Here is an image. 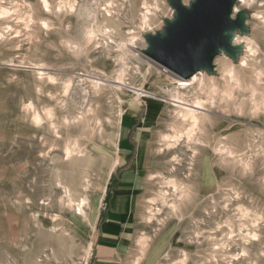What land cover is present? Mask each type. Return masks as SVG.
Returning <instances> with one entry per match:
<instances>
[{
  "label": "rangeland",
  "instance_id": "1",
  "mask_svg": "<svg viewBox=\"0 0 264 264\" xmlns=\"http://www.w3.org/2000/svg\"><path fill=\"white\" fill-rule=\"evenodd\" d=\"M106 1L113 2L110 16ZM120 1L0 0V264H90L93 231L109 208L103 211V202L122 178L132 187L124 264H264V110L253 112L244 89L233 90L234 102L224 106L229 87L216 68L215 90L195 91L210 120L200 148L195 156L186 142L168 150L161 137L172 135L175 103L163 91L170 81L138 48L165 36L174 11L170 0ZM180 2L189 7L191 0ZM231 17L237 36L256 42L255 54L245 55L249 67L237 69L244 85L254 83V68L264 73V0L235 1ZM224 54L238 64L236 50ZM212 64L222 63L214 55ZM93 112L99 127L87 126ZM120 115L131 117L125 156L117 151ZM67 145L80 154L66 159ZM223 145L251 170L221 158L216 148ZM171 176L183 195L166 184ZM58 183L87 197L84 214Z\"/></svg>",
  "mask_w": 264,
  "mask_h": 264
},
{
  "label": "bare ground",
  "instance_id": "2",
  "mask_svg": "<svg viewBox=\"0 0 264 264\" xmlns=\"http://www.w3.org/2000/svg\"><path fill=\"white\" fill-rule=\"evenodd\" d=\"M120 1V0H119ZM121 1H124V0H121ZM120 1V2H121ZM193 0H191L192 2ZM250 1V0H249ZM42 2V1H41ZM48 2V1H47ZM126 2V1H125ZM144 2V1H143ZM236 2H246V0H236ZM156 3V2H155ZM42 4V3H41ZM48 4V3H47ZM46 2H44V6L46 7L47 6ZM96 4V3H95ZM97 5V4H96ZM147 3L144 2L143 3V6L146 8L147 7ZM72 6V5H71ZM49 7V6H47ZM149 7V6H148ZM147 7V9H148ZM61 8V7H60ZM73 8V7H72ZM74 9V8H73ZM94 9V8H93ZM2 10V9H1ZM105 12H106V15L107 16H110V13H111V10H114L113 9V2L112 1H106L105 2ZM237 10V9H236ZM147 12V10H145ZM156 11V10H155ZM5 13V12H3ZM150 13V12H149ZM237 13V11H236ZM6 14V13H5ZM144 15V14H142ZM146 15V14H145ZM147 16V15H146ZM145 16V17H146ZM154 15H152L153 17ZM176 14L174 12L173 14V17H175ZM143 17V16H142ZM143 17L142 19L144 20L143 23L146 24V18ZM31 18V16H30ZM96 21V20H95ZM45 22V21H44ZM43 23V22H42ZM95 23V22H94ZM93 23V24H94ZM143 24V25H144ZM30 25V24H29ZM46 25V24H45ZM142 27V26H141ZM103 28V27H102ZM144 31V30H143ZM102 32V31H101ZM103 35H107L109 32H108V29L104 28V31H103ZM226 35L229 37V42L232 46V48L234 50H236V53H237V60H238V64L235 66L234 64L231 63V61L229 62L227 59H226V56L224 54V51L223 50H219L215 55L218 56V59L220 60V62L222 63L220 65V67H213V70L210 71L211 73H208L205 74V73H202V72H198V73H195L193 74L192 76H190L189 78L187 79H183V78H180V77H177V76H174L171 72H163L161 70V67L159 65H157L156 63L152 62L151 64V69H154L155 71H158L159 73H164V75L169 79L170 83L168 84L167 87L163 88L164 92L168 94V96L171 98V101L173 103H175L174 105H172L175 109L172 110V116H171V130H172V135H166V136H162V142L164 143L163 145L166 146V148L169 150V149H174L175 146L177 145H180V144H183V143H188L191 145V151H192V154L194 155L196 150L198 149V147L200 148V145L198 146V144H202L201 143V139L203 140V138H198V136H201V134L203 133V130L205 129V123L208 121L210 122L209 120V117H208V111L205 110V104L203 103L202 100H200L199 98L195 97L197 94L195 93V91H214L215 90V87H214V84L211 83V81H213V78H212V74L215 72V69L217 68L221 73L222 75L225 76V80L227 82V85L229 87V92H226L222 95V101L223 103H225L224 106H227L229 103H233L234 102V98H233V95H232V91L237 89V90H246L248 91V98L246 99L247 102H249L251 104V109H253V112H258L260 110H264V93H259V91H264V84H263V80H262V75L264 74L263 72L260 71H257V68H254V73H256L255 75V79L254 80V83H251L249 82L248 84H243L241 82V80L239 79V76H238V70H245L246 68L249 67V63L246 61V58H245V55H248V54H255V52L257 51L256 50V42L254 40H252L251 38H247V37H244L243 38H240L237 36V33L232 30V31H229L226 33ZM89 41V39L91 40L92 36H94L93 32L92 31H89L86 32V35H85ZM96 37V36H95ZM249 37V36H248ZM135 38V37H134ZM131 40V38H130ZM256 40V39H255ZM130 43V44H129ZM128 44L131 46V42H129ZM71 45V44H70ZM124 46V44H122L121 46L118 45V49H122ZM127 46V45H126ZM133 50V49H131ZM138 51L141 52L142 54L146 53L148 51V49L146 48L145 45H141L140 49L138 48ZM133 52V51H132ZM135 52V51H134ZM138 54V53H137ZM134 55V54H133ZM140 55V53H139ZM136 57V56H135ZM229 58V57H228ZM145 59V58H144ZM252 59L254 60V57H252ZM236 60V61H237ZM233 62V61H232ZM242 64V65H241ZM213 65V64H212ZM218 65V64H217ZM264 67V66H263ZM163 68V67H162ZM162 71H160V70ZM238 69V70H237ZM262 69V68H261ZM254 76V75H253ZM118 77V76H117ZM50 78V77H49ZM119 78V77H118ZM51 79V78H50ZM122 79V78H121ZM208 80V81H207ZM123 80H121V83ZM207 82H210V86L207 85ZM123 85V84H122ZM99 86V83H96L94 84V87L97 88ZM169 87H172L171 89ZM66 89H68V87H66ZM133 90V89H132ZM133 91H143V90H138V89H134ZM137 94H140L142 96H145L143 93H138V92H135ZM67 94V93H66ZM81 95V94H80ZM173 95H177V97H173ZM193 96V99H191V97ZM189 98L191 100H189ZM92 99V98H91ZM87 100V99H86ZM120 100V99H119ZM177 100V101H176ZM84 101V100H83ZM91 101V100H89ZM132 106L134 104H131ZM214 104L213 103H210L209 106L212 107ZM85 106V104H84ZM87 106V105H86ZM236 106V105H235ZM136 107V106H135ZM29 111V109L32 108V105L29 104V106L27 107ZM26 108V109H27ZM87 108V107H86ZM47 109V108H46ZM55 112V111H54ZM92 112V111H91ZM120 112V111H119ZM122 112V111H121ZM151 112V111H150ZM154 112V110H153ZM32 113V112H31ZM37 113V112H36ZM42 114V113H41ZM50 114V113H49ZM52 114V113H51ZM81 114V113H80ZM122 114V113H121ZM261 113L259 112L258 115H260ZM31 115V114H30ZM257 115V114H256ZM42 116V115H41ZM82 116V115H81ZM122 115H120V118H121ZM255 116V115H254ZM35 122H39V116L38 114L35 115ZM169 117V116H168ZM45 118V117H44ZM43 118V119H44ZM75 118V117H74ZM86 118V117H85ZM53 119V118H52ZM80 119V118H79ZM82 119V118H81ZM55 120V119H54ZM93 122L94 125L98 126L101 124V121L98 117V115L94 114L93 112V115L90 117V118H87V123L89 126V123L90 122ZM34 122V123H35ZM68 122V121H67ZM66 122V123H67ZM74 122V121H73ZM51 123V122H50ZM42 124V122H41ZM119 124H120V121H119ZM82 126V125H81ZM91 126V124H90ZM89 126V127H90ZM39 127V126H38ZM53 127V125H52ZM40 128V127H39ZM51 128V127H49ZM58 128V127H57ZM120 128V127H119ZM168 128V127H167ZM87 130V129H86ZM94 130V129H92ZM52 134L53 133V130L51 131ZM87 132V131H86ZM92 132V131H91ZM94 132V131H93ZM171 132V131H169ZM58 133V132H57ZM205 134V133H204ZM209 134V133H208ZM57 135V134H55ZM59 135V134H58ZM57 135V136H58ZM83 135V133H82ZM207 135V133H206ZM56 136V137H57ZM60 136V135H59ZM119 136V135H118ZM209 137V136H208ZM212 137V136H211ZM87 139V137H84ZM102 138V136H101ZM216 138V137H214ZM223 138V137H222ZM159 139V138H158ZM213 139V138H212ZM58 140V139H57ZM89 140V139H88ZM230 140V139H229ZM76 141V140H74ZM103 141V140H102ZM161 141V140H160ZM159 141V142H160ZM205 141V139H204ZM215 141H217L215 139ZM218 142V141H217ZM229 142V141H227ZM76 143V142H75ZM185 143V144H186ZM216 143V142H215ZM222 143V142H221ZM223 143H225V141H223ZM222 143V144H223ZM233 143V141H232ZM55 144V143H54ZM115 144V143H114ZM161 144V143H160ZM230 145V144H228ZM161 146V145H160ZM159 146V147H160ZM206 146V145H205ZM120 148V146H119ZM202 148V147H201ZM166 149V151H167ZM176 149V148H175ZM240 149V148H239ZM244 149V148H243ZM80 150V149H79ZM85 150V149H84ZM179 151H183L181 148L178 149ZM211 150V149H210ZM245 150V149H244ZM243 150V151H244ZM86 151V150H85ZM160 151V150H159ZM216 151L219 152V154L221 155V158H228L229 161L231 162H234V161H237V162H240L242 164V170L245 172L247 170H251V167L252 165L250 164L249 161H244L243 158L240 159L239 156H236V153L232 150V148L230 147H226L225 145H223L222 147H218L216 148ZM235 151H237L235 149ZM242 151V150H241ZM64 155L66 159H70L73 155H78L80 154V151H78L76 145L74 146H65L64 147ZM83 152V151H82ZM168 152V151H167ZM176 153L177 151H174L173 150V153ZM238 152V151H237ZM84 153V152H83ZM111 153V152H110ZM160 153V152H159ZM169 153V152H168ZM172 153V154H173ZM185 153V152H184ZM200 153V152H199ZM85 154V153H84ZM112 154V153H111ZM240 154V153H239ZM242 154V153H241ZM264 154V153H263ZM244 155V154H243ZM243 155H241L243 157ZM172 156V155H171ZM182 156V155H181ZM195 156V155H194ZM77 157V156H76ZM82 157V156H81ZM188 157V156H187ZM191 157V156H190ZM197 157V155H196ZM254 157V156H253ZM260 157V156H259ZM177 156H174V160L178 161L177 159ZM180 158V157H179ZM237 158H239L237 160ZM248 158V157H246ZM117 159V158H116ZM249 159V158H248ZM173 160V161H174ZM171 163V161H169ZM168 162V163H169ZM166 163V164H168ZM189 163V162H188ZM89 165V164H88ZM115 165V163H114ZM170 166V165H169ZM171 167V166H170ZM174 167V166H173ZM169 169V168H167ZM173 168H171L172 170ZM175 169V168H174ZM85 170V169H84ZM242 171V172H243ZM74 172V171H73ZM111 172V171H110ZM158 172V171H157ZM175 172V170H174ZM80 173V172H79ZM169 173V172H168ZM87 174V172H86ZM110 174V173H109ZM161 174V173H160ZM170 174H172L170 172ZM85 175V174H84ZM243 175V174H242ZM110 176V175H109ZM156 176V175H155ZM159 176V174H158ZM78 177V175H77ZM157 177V176H156ZM155 177V178H156ZM168 177V176H166ZM174 176H171L169 179V181L166 183L167 185H171L173 187V191H178L179 190V194L180 196L183 195L184 193V188H180L179 185L177 184L178 183V180L176 177ZM61 178V177H60ZM158 178V177H157ZM161 178V177H160ZM176 178V179H175ZM164 180V179H163ZM166 181V180H165ZM181 181V180H179ZM89 182V181H88ZM150 182V181H148ZM161 182V181H160ZM163 182V181H162ZM182 182V181H181ZM67 183V182H66ZM85 183V182H84ZM164 183V182H163ZM162 184V183H161ZM90 185V184H89ZM155 185V184H154ZM165 185V184H164ZM182 185V184H181ZM56 186H59L61 187L62 185L60 183H58ZM144 186V185H143ZM82 187V186H81ZM89 187V186H88ZM146 187V186H145ZM149 187V185H148ZM167 187V186H166ZM192 187V186H191ZM64 191H63V194H64V197L66 198L68 204L71 206L72 204H75L74 203V199L77 198V203H76V208H77V212L80 213V214H84V211L82 209V206L86 205L87 203V197L84 196V197H80L78 195V191L77 190H74L73 188L72 189H68L67 187L65 186H62L61 187ZM80 188V187H79ZM78 188V189H79ZM144 188V187H143ZM190 188V187H188ZM148 189V188H147ZM163 189V188H162ZM61 190V189H60ZM83 190V189H82ZM84 190L86 191L87 190V187L84 186ZM83 190V191H84ZM105 190V189H104ZM146 190V189H145ZM144 190V191H145ZM81 191V190H80ZM107 191V190H106ZM160 192V191H159ZM105 194V192H103ZM164 193V192H163ZM195 194V193H194ZM185 195V194H184ZM190 195V194H189ZM193 195V194H192ZM159 196V195H158ZM104 197V196H103ZM175 198V197H174ZM165 199V198H164ZM173 199V198H172ZM177 199V198H176ZM188 200L192 201L191 199L187 198ZM186 199V200H187ZM149 200V199H148ZM179 200V199H178ZM177 200V201H178ZM184 201V203H186L187 201ZM173 201H171L172 203ZM175 202V201H174ZM149 203V202H148ZM176 203V202H175ZM167 204V203H166ZM191 204V202H190ZM151 205V204H150ZM182 205V204H181ZM189 205V204H188ZM75 206V205H74ZM178 206V205H177ZM184 206V205H182ZM190 207V206H189ZM72 208V207H71ZM170 208V207H169ZM182 208V207H181ZM173 209V208H172ZM176 210V209H175ZM160 211V210H159ZM241 212H244V210H240ZM76 212V211H75ZM172 212V211H171ZM246 212V211H245ZM179 213V211H178ZM79 214V215H80ZM247 214V213H245ZM264 214V213H263ZM77 215V214H76ZM78 216V215H77ZM174 216H175V213H174ZM84 219V217H81ZM172 218V217H171ZM242 219V218H240ZM240 221V220H239ZM87 223V222H86ZM95 227V226H94ZM164 228V227H163ZM94 229V228H93ZM248 230V229H247ZM248 236H250L251 238H255V236H257L255 233L254 234H249ZM146 237V236H145ZM140 244H141V241H140ZM144 245V244H143ZM230 245V244H229ZM140 246V245H139ZM90 247V246H89ZM140 248V247H139ZM242 256V255H241ZM134 261V260H133ZM87 264V263H86ZM135 264V262H134Z\"/></svg>",
  "mask_w": 264,
  "mask_h": 264
},
{
  "label": "water",
  "instance_id": "3",
  "mask_svg": "<svg viewBox=\"0 0 264 264\" xmlns=\"http://www.w3.org/2000/svg\"><path fill=\"white\" fill-rule=\"evenodd\" d=\"M236 0H193L189 7L170 0L176 16L165 36L149 39L146 58L174 76L187 79L204 70H213L212 58L219 51L233 53L227 32L239 28L231 17Z\"/></svg>",
  "mask_w": 264,
  "mask_h": 264
},
{
  "label": "crops",
  "instance_id": "4",
  "mask_svg": "<svg viewBox=\"0 0 264 264\" xmlns=\"http://www.w3.org/2000/svg\"><path fill=\"white\" fill-rule=\"evenodd\" d=\"M122 124H124L123 127ZM130 127L131 117L126 116L124 120L121 117V136L117 142V151L119 154L123 153L124 156L130 150V142L126 140V132ZM122 135L124 136L122 137ZM119 162L120 159L118 158L117 164ZM122 179L120 184L118 183L113 197L108 199L109 208L103 214L101 221L97 223L96 230L93 231L90 264H124L129 243L128 208L132 187L127 184L126 178L123 181Z\"/></svg>",
  "mask_w": 264,
  "mask_h": 264
},
{
  "label": "built area",
  "instance_id": "5",
  "mask_svg": "<svg viewBox=\"0 0 264 264\" xmlns=\"http://www.w3.org/2000/svg\"><path fill=\"white\" fill-rule=\"evenodd\" d=\"M102 207L103 211H105L109 207V203L104 201Z\"/></svg>",
  "mask_w": 264,
  "mask_h": 264
}]
</instances>
